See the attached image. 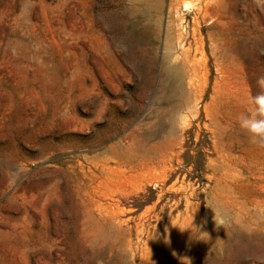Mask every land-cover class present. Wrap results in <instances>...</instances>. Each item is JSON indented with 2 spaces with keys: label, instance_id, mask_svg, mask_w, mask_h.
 <instances>
[{
  "label": "rangeland",
  "instance_id": "1",
  "mask_svg": "<svg viewBox=\"0 0 264 264\" xmlns=\"http://www.w3.org/2000/svg\"><path fill=\"white\" fill-rule=\"evenodd\" d=\"M191 1L0 0V264H264V0Z\"/></svg>",
  "mask_w": 264,
  "mask_h": 264
},
{
  "label": "clouds",
  "instance_id": "2",
  "mask_svg": "<svg viewBox=\"0 0 264 264\" xmlns=\"http://www.w3.org/2000/svg\"><path fill=\"white\" fill-rule=\"evenodd\" d=\"M257 83L261 87H264V77H261L257 81ZM237 123L239 128L248 134L252 142L255 143L258 140L264 141V92L250 98V102L248 108L246 109V112L241 113L237 117ZM184 230L186 229H183L181 231ZM204 235L207 234L204 233Z\"/></svg>",
  "mask_w": 264,
  "mask_h": 264
},
{
  "label": "bare ground",
  "instance_id": "3",
  "mask_svg": "<svg viewBox=\"0 0 264 264\" xmlns=\"http://www.w3.org/2000/svg\"><path fill=\"white\" fill-rule=\"evenodd\" d=\"M186 9L190 8L194 3L200 4L199 10L203 13V16L206 17L209 10L212 8V1L209 0H192L191 2H184ZM198 10V11H199Z\"/></svg>",
  "mask_w": 264,
  "mask_h": 264
}]
</instances>
